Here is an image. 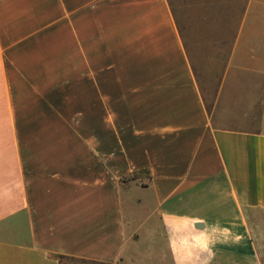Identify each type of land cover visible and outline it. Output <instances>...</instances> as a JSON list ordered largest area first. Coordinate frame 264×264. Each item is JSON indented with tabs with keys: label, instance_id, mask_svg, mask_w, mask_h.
Returning <instances> with one entry per match:
<instances>
[{
	"label": "crops",
	"instance_id": "obj_1",
	"mask_svg": "<svg viewBox=\"0 0 264 264\" xmlns=\"http://www.w3.org/2000/svg\"><path fill=\"white\" fill-rule=\"evenodd\" d=\"M211 1L200 35L169 0H0V264H264V0Z\"/></svg>",
	"mask_w": 264,
	"mask_h": 264
},
{
	"label": "rangeland",
	"instance_id": "obj_2",
	"mask_svg": "<svg viewBox=\"0 0 264 264\" xmlns=\"http://www.w3.org/2000/svg\"><path fill=\"white\" fill-rule=\"evenodd\" d=\"M169 1L178 15L180 23L184 26V29H187L188 27L187 25H189L192 21H194L195 23H201L204 25L207 23H211V27L209 29H207L206 28L207 26L205 25L203 30L196 31L197 34H200V35L213 34L217 32L214 26V22H216L215 19L217 17L223 18L226 15L223 13L225 9L214 8V3L211 0L210 1L208 0H169ZM208 2L211 4V12H212L211 16H213L211 19H208V16L206 13L207 7L209 5ZM200 7L202 8V10L200 9ZM192 8H195L194 12ZM201 49H204V47H201ZM223 64L224 63L220 61H194L193 62V65L199 76L200 85L205 95L207 96L211 95L213 91L215 76L216 74L220 72Z\"/></svg>",
	"mask_w": 264,
	"mask_h": 264
}]
</instances>
